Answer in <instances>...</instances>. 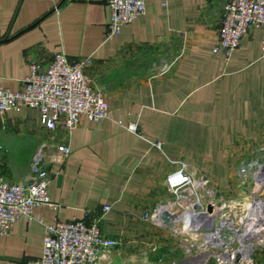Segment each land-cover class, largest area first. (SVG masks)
I'll list each match as a JSON object with an SVG mask.
<instances>
[{
    "label": "crops",
    "instance_id": "0c3cea01",
    "mask_svg": "<svg viewBox=\"0 0 264 264\" xmlns=\"http://www.w3.org/2000/svg\"><path fill=\"white\" fill-rule=\"evenodd\" d=\"M225 3L146 0L144 14L107 40L103 0H0V88L20 90L31 63L44 71L62 52L69 62L90 60L85 73L109 106L107 119H82L70 133L60 125L46 130L37 110L0 119V177L26 183L29 164L10 169L2 160L40 148L57 206L34 209L0 235V264H35L45 225L73 218L97 222L118 242L97 264H215L178 249L188 233L179 224L144 216L172 201L165 180L180 162L208 178L216 206L249 200L257 190L264 195L261 32L250 28L228 62L214 54ZM137 120L138 134L123 129ZM58 144L70 154L59 165L47 162ZM251 160L262 165L257 181L239 173Z\"/></svg>",
    "mask_w": 264,
    "mask_h": 264
},
{
    "label": "built area",
    "instance_id": "2783aa9c",
    "mask_svg": "<svg viewBox=\"0 0 264 264\" xmlns=\"http://www.w3.org/2000/svg\"><path fill=\"white\" fill-rule=\"evenodd\" d=\"M103 1L110 11V20L105 33L107 40L119 34L124 25L132 23L145 12L146 0ZM250 28L260 30V43L264 49V0H226L213 53L228 62L238 48L241 38ZM89 61L86 58L69 62L64 53L55 52L44 71H41L37 64L31 63L20 90L0 88V119L10 111L37 110L40 113V123L46 130L54 131L60 125L68 133L76 128L82 119L90 122L107 119L109 106L105 95L101 90L92 87L91 79L85 73ZM172 65H164L162 73L169 71ZM123 129L138 134L139 121ZM152 144L158 149L162 146L159 141ZM69 154L67 145L58 144L47 162L59 165ZM40 159H43V163L46 162L41 155L34 159L31 175L26 183H12L0 177V235H6L16 221L30 219L32 211L36 208L47 206L53 210L57 209L48 197L47 189L50 183L48 172L43 167L36 168ZM261 167L262 165L256 160L247 161L240 167L239 173L257 181ZM263 185L264 183L261 184ZM165 186L172 196V201L166 206L156 207L144 218L160 221V225L165 226L160 218L161 213L172 214L173 210L177 209L179 218H176L173 224H179L180 231L184 232L185 224L182 218L184 219L186 214H193L195 219L188 220L189 235L199 234L203 244L210 243L223 247L220 254L215 253L216 264H253L252 248H250L253 245L245 244L244 240L246 236L264 232V227L243 236L244 228L250 221L245 219L246 209L240 217L242 225L240 232L234 230L237 235L229 237L225 242L223 228L229 219L221 212L229 208L231 202H223L216 206L212 201L215 193L210 188L206 176L189 171L187 164L180 162L177 168L167 175ZM250 203L255 206L256 203H261L256 211L257 216L263 221L264 202ZM208 205L212 206L210 213L207 212ZM109 210V206L103 208L105 212ZM210 218L214 225L208 227L205 222ZM197 223L203 224L197 226ZM220 224L222 226L218 237L207 238L208 234L213 233L210 231H215V226ZM234 242L238 245L236 249L231 247ZM117 245V241L102 234L97 222L87 223L75 218L67 222L55 221L44 227L42 253L35 264H97L101 253ZM197 252L204 254L205 251L202 249L201 252Z\"/></svg>",
    "mask_w": 264,
    "mask_h": 264
},
{
    "label": "rangeland",
    "instance_id": "374dc122",
    "mask_svg": "<svg viewBox=\"0 0 264 264\" xmlns=\"http://www.w3.org/2000/svg\"><path fill=\"white\" fill-rule=\"evenodd\" d=\"M26 146L28 147L29 145H26ZM26 154L31 155L30 160L27 159ZM40 155L43 156V153L40 151V148L36 150L32 149V152H30L29 154L27 152H23L20 154L13 153V154L7 155L5 159L2 160V162L10 169H16L17 167H20L27 163L29 164V167L31 170V166H32L34 159L38 158ZM248 198L250 199L249 200L246 199L243 202L236 201L233 204L230 203V206L232 208L227 207L226 209H223V211L221 212L222 214L225 215V217H228L229 219L226 223L227 227L225 226V228H223V233H224L223 236L225 237L224 238L225 242L228 241L227 239L229 237H235V235H237V233L234 232V230L237 229L238 232H240L241 227H242V225L240 224V217L245 213L244 210H245L246 203L257 202V201L264 202V195L261 194L259 190L253 192ZM177 231L179 232L180 228L177 229ZM210 232L214 233V230ZM263 236H264V232L260 234H254V235H249L245 237L244 243L245 244L249 243L253 245V247H250L252 248L251 257L253 259V264H264V241H262V239L264 238ZM177 247L178 249H181V250L191 249V250L201 251L203 249L205 252L201 258L211 259L215 264H216L215 262L216 254L215 253L218 252V254H220L223 251V247L214 246L210 243L203 244L202 239H198L196 235H193L192 237L189 235V233H185V232L181 233L180 242H178ZM231 247L233 249H236L238 245L234 242Z\"/></svg>",
    "mask_w": 264,
    "mask_h": 264
},
{
    "label": "bare ground",
    "instance_id": "6f19581e",
    "mask_svg": "<svg viewBox=\"0 0 264 264\" xmlns=\"http://www.w3.org/2000/svg\"><path fill=\"white\" fill-rule=\"evenodd\" d=\"M260 204L261 203H256V205L258 207L255 206V204H252V203H246V206L244 205L245 206V209L247 210V213L245 214L246 215L245 216V219L250 220V221H249L248 224H246V226L244 228V231L245 232H244L243 236L244 235H247L249 233L255 232L258 229H261L262 227H264V219H263V221H261L260 218L257 216V211H256L259 208V205ZM233 212H234V210H233ZM184 217H185L184 219L182 218V220H183V222L185 224V226L183 227V229H185L186 231H188L189 230L188 220L195 219V216L193 214H186ZM202 224L197 223V226H200ZM205 225H207L208 227H211L212 225H214L213 224V221L211 220V218L210 219H207V221L205 222ZM221 226H222L221 224L218 225V226H215L216 228H215L214 233L208 234L206 237L209 238V239H211V238H217L218 235H219V230L221 229ZM193 235H196L198 239H202V237L199 234L192 233L191 236L193 237Z\"/></svg>",
    "mask_w": 264,
    "mask_h": 264
},
{
    "label": "water",
    "instance_id": "95a60500",
    "mask_svg": "<svg viewBox=\"0 0 264 264\" xmlns=\"http://www.w3.org/2000/svg\"><path fill=\"white\" fill-rule=\"evenodd\" d=\"M43 166V159H40L36 164V168H41ZM212 211V206L208 205L207 212L210 213ZM164 223V225L168 228L173 227V220L176 219V216L171 215L169 213L164 212L160 217Z\"/></svg>",
    "mask_w": 264,
    "mask_h": 264
}]
</instances>
